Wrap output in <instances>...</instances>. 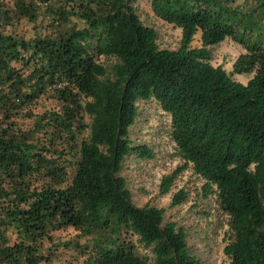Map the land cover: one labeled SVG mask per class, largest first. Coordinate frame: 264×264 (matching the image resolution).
Returning <instances> with one entry per match:
<instances>
[{
    "label": "trees",
    "instance_id": "16d2710c",
    "mask_svg": "<svg viewBox=\"0 0 264 264\" xmlns=\"http://www.w3.org/2000/svg\"><path fill=\"white\" fill-rule=\"evenodd\" d=\"M133 1L0 0V264H47L44 242L68 228L85 239L73 245L85 264H202L184 229L135 206L119 175L127 156L153 158L129 137L137 103L151 99L184 162L160 194L190 165L217 195L229 264H264V0H148L181 30L175 50L159 48ZM226 38L241 50L230 73L209 49Z\"/></svg>",
    "mask_w": 264,
    "mask_h": 264
},
{
    "label": "rangeland",
    "instance_id": "374dc122",
    "mask_svg": "<svg viewBox=\"0 0 264 264\" xmlns=\"http://www.w3.org/2000/svg\"><path fill=\"white\" fill-rule=\"evenodd\" d=\"M131 4L141 23L157 32L160 49L175 50L179 47L181 30L155 17L148 0L133 1ZM19 30L29 36L32 34L31 25H23ZM191 46L200 47V32L195 35ZM209 49L211 64L214 67L221 66L228 73L232 71V64L241 53L240 48L229 38ZM99 62L109 70L114 60L100 57ZM232 78L242 84H246L249 79L245 75H232ZM43 107L59 108L57 102L46 99H42L38 105V108ZM137 113L135 123L130 127L129 137L134 145L150 148L153 158L127 156L122 162L119 175L126 181L132 203L137 207L150 205L162 208L165 223L173 222L184 229L189 253L202 264H229L223 248L230 232L226 219L218 210L217 195L204 191L205 181L194 173L191 166L177 173L167 194H160L162 178L184 164L170 138V116L160 109L154 99L138 102ZM180 190L185 193V199L173 206L172 198ZM51 236L52 241H45L43 244V253L49 260L47 264H85L84 258L73 247L76 242L82 245L85 241L77 231L68 228L53 232ZM131 240L137 252L152 262L151 248L144 247L135 236H131Z\"/></svg>",
    "mask_w": 264,
    "mask_h": 264
}]
</instances>
